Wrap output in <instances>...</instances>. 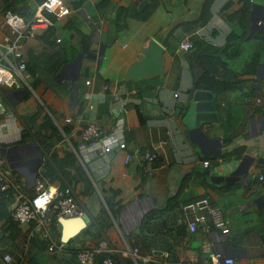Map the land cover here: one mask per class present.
I'll return each mask as SVG.
<instances>
[{"label":"crops","instance_id":"0c3cea01","mask_svg":"<svg viewBox=\"0 0 264 264\" xmlns=\"http://www.w3.org/2000/svg\"><path fill=\"white\" fill-rule=\"evenodd\" d=\"M140 1L65 0L70 12L49 13L51 29L24 41L34 92L0 87V158L29 191L36 176L71 184L89 221L65 237L59 218L49 250L33 223L13 219L9 197L0 215V264H81L77 251L101 241L99 253L113 264H211L216 251L233 264H264V0H150L145 18L135 13ZM39 3L0 0V39L8 33L6 13L30 17ZM233 32L239 38L229 43ZM150 38L164 47L163 75L124 79ZM184 39L190 51L180 49ZM195 47L224 49L219 73L235 87L213 93L216 118L191 128L183 117L203 69L188 59ZM254 50L259 62L246 73ZM12 110L17 121L3 123ZM117 118L126 147L83 157L87 122L107 130ZM201 196L229 219L227 233L188 230L181 206ZM99 253L92 264H102Z\"/></svg>","mask_w":264,"mask_h":264},{"label":"built area","instance_id":"2783aa9c","mask_svg":"<svg viewBox=\"0 0 264 264\" xmlns=\"http://www.w3.org/2000/svg\"><path fill=\"white\" fill-rule=\"evenodd\" d=\"M248 1L253 2L254 0ZM69 12L70 9L65 0H43L37 5L36 11L30 17H24L16 12H8L4 15V23L7 25L8 33L0 39V87L26 88L28 91L34 92L33 76L27 69L24 41L30 37H35L40 30H45L53 25L52 19L48 16L49 13L60 18ZM60 40V37L56 38L57 42ZM179 47L184 51H189L192 42L189 39H184L180 42ZM89 82L88 79L85 80L86 84ZM86 96H88L87 93ZM0 111L2 113L6 111L2 104H0ZM14 111L7 112L6 121L3 123L11 125L17 121L18 115L15 116L16 111ZM63 120L70 122L72 119L66 116ZM80 140L83 157H87L91 153L107 157L115 150L126 147L123 119H115L107 130L103 129L97 122L90 120L83 127ZM129 156V153H126L125 161L129 160ZM146 157L152 160L155 154L146 153ZM42 159H45V156ZM208 163V160L203 161L205 166ZM258 179L264 180V173H260ZM3 197H10L14 202V204L10 203L13 219L21 224L33 223L34 231L49 241V250L55 246L49 234L51 225L59 224V218L80 217L86 212L81 196L71 184L60 181L50 182L41 176H36L34 189L29 191L19 181L15 180L13 169L4 166L3 160L0 158V205ZM181 210L189 231L217 229L222 234L229 231V219L220 208L212 204L207 196H201L184 203ZM105 243V241H101L98 249L78 250L76 256L79 263L92 264L95 252H101ZM210 247V243L206 242L203 245V250L209 251ZM132 251L136 253L138 248L133 247ZM210 262L211 264H233L234 258L224 256L220 251H216L213 253ZM102 264H113V260L110 256H106L103 258Z\"/></svg>","mask_w":264,"mask_h":264},{"label":"water","instance_id":"95a60500","mask_svg":"<svg viewBox=\"0 0 264 264\" xmlns=\"http://www.w3.org/2000/svg\"><path fill=\"white\" fill-rule=\"evenodd\" d=\"M150 0H141L138 4L140 10ZM164 47L154 38H150L147 44L141 49L137 57L131 61L126 68L123 78L139 80L163 75L164 72ZM213 92L205 89H196L188 106V111L183 117V122L188 127L198 126L200 121L213 120L216 118V111L213 104ZM89 221V214L84 213L80 218H61V222L67 225L64 236L72 234L81 223L85 225ZM70 225V226H69Z\"/></svg>","mask_w":264,"mask_h":264},{"label":"trees","instance_id":"16d2710c","mask_svg":"<svg viewBox=\"0 0 264 264\" xmlns=\"http://www.w3.org/2000/svg\"><path fill=\"white\" fill-rule=\"evenodd\" d=\"M42 1L43 0H40V2ZM205 1H206L205 5H208V3H210L211 0H205ZM145 10L146 9L142 11H138L137 9H135V13L138 17L145 18L146 16ZM49 29H51V26L47 28L46 31H49ZM238 38H239L238 35H236V33L233 32L232 35H230L229 37V43L236 41ZM244 39L245 36L242 38V40ZM223 53H224V49L214 50L211 48H199V47L194 48V50L190 53L188 59H192V58L195 59L202 66L203 69L201 73L198 74V76H196V78L193 80L192 82L193 89H207V90H211L213 93H216L222 90H227L235 87V85H233L227 80V77L225 76L224 73L222 74L219 73L220 72L219 68H223L225 62ZM258 62H259V50H254L253 53L251 54L250 59L248 60L247 68L245 69V72L250 73L255 68ZM29 65L30 64L27 62L28 70H30L31 68ZM68 156H70L71 159H73L71 155L68 154ZM57 167L58 169L61 170L63 174L66 173L62 165L58 164ZM8 199L10 200L9 197L2 198L0 205V215L3 213V211L6 210V208L9 209ZM105 201L108 206L112 205V200L110 198H105ZM11 215H12V211H11ZM98 256H99L98 258L99 262L102 263L103 258L106 257L107 254L99 253Z\"/></svg>","mask_w":264,"mask_h":264}]
</instances>
